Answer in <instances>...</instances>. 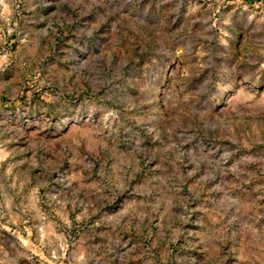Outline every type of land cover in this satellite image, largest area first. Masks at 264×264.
I'll return each mask as SVG.
<instances>
[{
	"label": "rangeland",
	"instance_id": "obj_1",
	"mask_svg": "<svg viewBox=\"0 0 264 264\" xmlns=\"http://www.w3.org/2000/svg\"><path fill=\"white\" fill-rule=\"evenodd\" d=\"M0 264H264V0H0Z\"/></svg>",
	"mask_w": 264,
	"mask_h": 264
}]
</instances>
